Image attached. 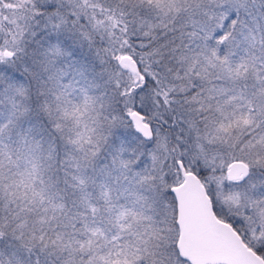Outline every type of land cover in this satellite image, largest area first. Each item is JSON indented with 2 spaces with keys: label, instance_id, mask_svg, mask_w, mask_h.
I'll return each instance as SVG.
<instances>
[{
  "label": "snow or ice",
  "instance_id": "6c2138e0",
  "mask_svg": "<svg viewBox=\"0 0 264 264\" xmlns=\"http://www.w3.org/2000/svg\"><path fill=\"white\" fill-rule=\"evenodd\" d=\"M0 264H264V0H0Z\"/></svg>",
  "mask_w": 264,
  "mask_h": 264
}]
</instances>
